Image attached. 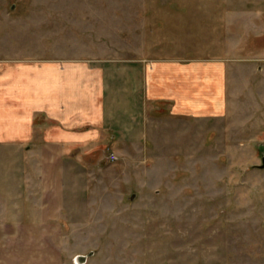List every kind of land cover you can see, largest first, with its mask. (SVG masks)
I'll return each instance as SVG.
<instances>
[{"label": "rangeland", "instance_id": "1", "mask_svg": "<svg viewBox=\"0 0 264 264\" xmlns=\"http://www.w3.org/2000/svg\"><path fill=\"white\" fill-rule=\"evenodd\" d=\"M230 53L264 57V0H0V60ZM243 64L227 117H158L70 163L66 264H264V70Z\"/></svg>", "mask_w": 264, "mask_h": 264}, {"label": "crops", "instance_id": "2", "mask_svg": "<svg viewBox=\"0 0 264 264\" xmlns=\"http://www.w3.org/2000/svg\"><path fill=\"white\" fill-rule=\"evenodd\" d=\"M263 59L0 60V264H66L70 163H101L104 147L120 153L158 117H227L234 70H264Z\"/></svg>", "mask_w": 264, "mask_h": 264}, {"label": "water", "instance_id": "3", "mask_svg": "<svg viewBox=\"0 0 264 264\" xmlns=\"http://www.w3.org/2000/svg\"><path fill=\"white\" fill-rule=\"evenodd\" d=\"M262 165L264 166V158H263V164ZM131 197L134 198L135 194H133ZM93 253H94V251H91L89 255H92ZM89 255L88 254H79V255H77L76 263L77 264H84L86 262V260H87Z\"/></svg>", "mask_w": 264, "mask_h": 264}, {"label": "built area", "instance_id": "4", "mask_svg": "<svg viewBox=\"0 0 264 264\" xmlns=\"http://www.w3.org/2000/svg\"><path fill=\"white\" fill-rule=\"evenodd\" d=\"M108 155H109L110 159H112V160H116L118 158L117 154L114 152H109L107 154V157H108Z\"/></svg>", "mask_w": 264, "mask_h": 264}]
</instances>
